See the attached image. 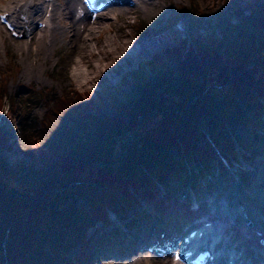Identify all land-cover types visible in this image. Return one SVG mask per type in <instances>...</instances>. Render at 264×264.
<instances>
[{"label": "trees", "instance_id": "1", "mask_svg": "<svg viewBox=\"0 0 264 264\" xmlns=\"http://www.w3.org/2000/svg\"><path fill=\"white\" fill-rule=\"evenodd\" d=\"M247 5L234 4L221 17V39L185 38L147 61L161 73L157 82L145 77L146 69L134 70L138 95L120 108L130 122L96 114L98 102L55 103L45 129L34 134L49 155L36 171L38 182L21 184L18 176L27 169L12 171L0 156V264H92L118 245L122 232L150 219L143 204L163 210L183 187L196 188L213 169L214 151L237 158L239 150L254 149L264 119V0ZM164 58L177 61L178 86L156 65ZM5 111L0 108V117ZM236 125L255 140L236 139ZM7 132L0 129V149L8 148ZM24 143L36 156L27 138ZM113 216L126 221L123 230L112 228ZM77 248L81 253L72 257Z\"/></svg>", "mask_w": 264, "mask_h": 264}, {"label": "rangeland", "instance_id": "2", "mask_svg": "<svg viewBox=\"0 0 264 264\" xmlns=\"http://www.w3.org/2000/svg\"><path fill=\"white\" fill-rule=\"evenodd\" d=\"M39 1L42 2L43 0ZM164 1H167V3L165 4ZM249 1L254 3V0ZM160 2L164 4L165 9L161 14L156 13L152 17H147L142 10L137 9L119 16L118 19L114 17L113 20L111 19L112 12L108 11L109 13L104 14L105 17L111 16L108 21H112V26L105 28V32L101 34V39L105 40L106 36L109 35L123 43L132 41L135 46L143 45L145 51L138 56L124 59H117L115 54H110L102 63L103 67L110 66V69L105 71L103 69L101 77L83 87L77 85V80L70 73L74 68L75 59L71 54L68 40L63 42L59 37L55 49L51 51L46 61H33L36 55L32 52V56L29 57L27 50L31 49L33 51L36 41L41 35L40 30L35 31L37 29L36 25L29 27L34 32L28 30V38L23 40L14 39L0 26L2 33V38H0V92L5 91L7 96L0 97V108L7 110L0 117V129L5 128L8 131V135L5 137L8 140V148H1L0 156L10 165L12 171H17L18 166L27 169L26 172L18 176L21 184H31L40 180V175L36 171L42 168L43 162L46 161L49 155L47 153L43 154L42 148L45 144L38 141L34 134L38 130L45 129L48 117L46 115L50 109L54 108L55 103L86 108L93 102H98L99 105L94 107L96 114L102 117L120 115L128 123L130 122L129 115L123 110L121 111L120 108L130 107L128 99L136 98L138 95L139 89L137 88V80L133 76L135 75L134 70L140 69V71H143L146 69L147 74L145 77L157 82L161 76V73H158V68L148 67L146 64L152 57H163L164 52L162 50L164 48L176 45L185 38L193 37L201 40L211 35L218 36L221 39L222 33H225V31L219 26V21L221 17L228 18L229 8L234 4L240 5L242 8H250V5H247V0H160ZM254 5L256 6V4ZM185 8L190 9L192 15L183 18L182 14H185L183 13ZM157 9L155 12H158ZM21 14L22 16L20 15L18 18L19 23L22 24L20 26L26 27L28 14L23 11ZM105 19L107 20V18H104L100 22L105 21ZM237 23L236 18H234L233 24L236 25ZM142 27L144 29L140 30ZM226 34L233 35L232 32ZM31 35L32 37H29ZM22 46L26 47L24 52L21 50ZM96 63L97 61L94 59L91 61L92 68H95ZM156 65L161 66V70H164L163 73L168 77L171 85L178 86L180 84L181 73L175 59L169 61L164 58ZM37 67L39 68L38 71L33 73V68ZM82 69L86 70V67L83 65ZM126 77H129V80ZM31 91H34L35 94L33 97L28 98ZM162 92H164L163 88L159 90V94ZM70 106L69 109L71 110ZM249 117L254 120L252 115H249ZM231 130L238 140L246 142L255 140L247 127L243 125L234 126ZM24 131L27 137H25ZM261 134L262 138H259L257 143L255 142L256 145L254 144V149L250 151L249 156H244L243 160L239 158L240 164L232 171L228 168H224V170L221 168V159L214 151L216 160H213L210 164V168L215 169L214 173L205 174L203 180L198 181L197 184L200 183L201 185L199 190L190 191L184 188L183 192H179L180 197H174L173 201L166 205V213L168 215L180 214L182 212L180 206L183 196L185 195L188 201L199 199L193 198V196L199 197V192L207 185L208 188H213L212 192H208L211 194L210 197L213 194L221 195V201L214 197V202L220 207L223 203L229 204L234 207V210L242 214V227L257 229L263 227L264 176H260V174L261 170L264 169V132H261ZM26 138L28 144L33 147V151L37 152L34 157L26 153L24 143ZM228 171H231V173H227ZM220 173L222 175L225 173L224 177ZM214 181L219 182V184H212ZM152 207H154L153 204H143L145 211L149 209L151 211ZM210 207L213 211L218 208L213 203ZM242 207L248 209V218L241 210ZM253 216L262 221L261 224L257 225L253 220ZM225 217L227 220V216ZM228 220L236 223L233 217ZM160 224L163 225V223ZM143 225H139L130 233L122 235L121 243L123 246L133 243L130 240L131 235L137 233L136 230ZM120 226L119 219L114 218L112 228L123 230ZM152 227H149L147 234L151 232ZM157 228H159L156 231L157 237H159L162 228ZM110 232L112 231L110 230ZM90 233L93 234L94 232L91 231ZM233 233L234 231L231 232V235ZM94 238L96 239V237ZM230 238L232 236H228V240ZM250 247L254 248L253 245ZM152 248L150 245L142 254L145 252L151 255L154 254ZM126 251L125 248H117L114 252L105 256L102 255L97 260L93 259L91 263L128 264L130 262L131 264H137L135 262L138 257L133 256V254L129 256V260H123L122 256ZM79 253V248L73 250L72 257L79 255ZM167 261L171 263L172 256L167 257Z\"/></svg>", "mask_w": 264, "mask_h": 264}, {"label": "bare ground", "instance_id": "3", "mask_svg": "<svg viewBox=\"0 0 264 264\" xmlns=\"http://www.w3.org/2000/svg\"><path fill=\"white\" fill-rule=\"evenodd\" d=\"M47 1L49 0H43L42 2L39 0H23L22 2L18 0H0V14L9 12L13 15L14 20H17V9L21 8L20 10L28 14L26 24H28V27L36 25L37 29L35 31L38 30V25L41 22L47 23L48 27L41 31V35L37 39L33 51L31 49L27 50L29 57L32 56V52L36 55L33 61H46L51 51L55 49L59 37L63 42L64 40H68L71 54L73 55V59H75L73 63L74 68L70 73L72 77L77 80L78 86H87V84L94 82L96 78L101 77L103 69L104 71L109 70L110 66L103 67L102 63L110 54H115L117 59H124L138 56L145 51L143 45L135 46L132 41L123 43L109 35L106 36L105 40L101 39V34L105 32V28L112 26V21H108L111 16H104L102 19L107 18V20L105 19V21L100 22V19L95 23H93L91 19L92 14L90 13H86L83 18H77L76 12L78 8H83V0H53V3L50 4H47ZM138 1H140V9L147 17H152L156 13L161 14L165 9L164 4H162L160 0ZM164 3L166 4L167 1H164ZM50 7L53 9L50 18H48L47 15L50 13ZM156 9L158 12H155ZM130 11L131 9L125 8H120L117 11L113 10L111 19L113 20L114 17L118 19L119 16L125 15ZM18 25L20 26L22 24L19 23ZM30 32L33 31L31 30ZM1 34L0 27V38H2ZM25 48V46H22V52L25 51ZM93 59L97 61L95 68H92L91 64ZM83 65L86 67V70L82 69ZM38 69V67L33 68L32 72L35 73ZM260 176H264V169L261 170ZM208 183H210V181H208ZM215 183V181L212 182V184ZM216 184H219V182ZM212 189L213 188H208L206 185L204 190L199 192V197L193 196V198L200 199H195L192 202L197 205L194 209L196 214L200 211L198 209L203 207L206 208L207 206L210 208L212 203L216 204L218 206L216 210H219V219H222L228 226L227 237L234 231L231 240L229 241L227 237H225L218 248L222 253V258L225 259V257H227L228 261H230L233 255H236L237 258H242L240 252H243L244 256L247 258L245 263L260 264L262 260L264 261V225L259 229L242 227V214L234 210L232 205L223 203L222 207H220L216 202L214 203V199L212 201L213 195L210 197L211 194L206 193L209 191L212 192ZM175 195V198L177 196L180 197L178 193H175ZM219 196L218 199L221 201V195ZM186 201H188V198H186ZM241 210H243L245 217L248 218V209L242 207ZM225 216H227V220ZM232 217L236 220V223H232L231 220L228 221V219ZM253 220L257 225L262 222L256 217H254ZM262 223L264 224V222ZM149 227V225H144L139 230L140 232L131 235L130 240L136 243L137 248L135 249L134 246L135 250L132 249V251L134 250L133 252L127 251L124 253L122 256L123 260H129V256L133 254V256L138 257L135 262L137 264H174L173 261H171V263L167 261V254L151 255L147 252L142 254L150 245H157L153 240L156 239L155 234L159 228L152 227L151 232L147 234ZM251 245H253L254 248H251ZM172 257L174 256L172 255ZM128 264L131 263L129 262Z\"/></svg>", "mask_w": 264, "mask_h": 264}, {"label": "snow or ice", "instance_id": "4", "mask_svg": "<svg viewBox=\"0 0 264 264\" xmlns=\"http://www.w3.org/2000/svg\"><path fill=\"white\" fill-rule=\"evenodd\" d=\"M177 260H179V257H177Z\"/></svg>", "mask_w": 264, "mask_h": 264}]
</instances>
